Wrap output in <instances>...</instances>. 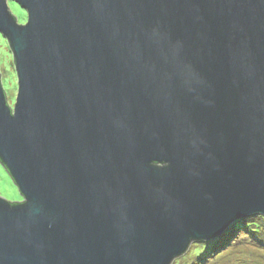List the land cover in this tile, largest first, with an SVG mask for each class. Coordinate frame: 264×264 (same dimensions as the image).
<instances>
[{
    "label": "water",
    "instance_id": "95a60500",
    "mask_svg": "<svg viewBox=\"0 0 264 264\" xmlns=\"http://www.w3.org/2000/svg\"><path fill=\"white\" fill-rule=\"evenodd\" d=\"M0 34V264H170L264 215V0H0Z\"/></svg>",
    "mask_w": 264,
    "mask_h": 264
},
{
    "label": "rangeland",
    "instance_id": "374dc122",
    "mask_svg": "<svg viewBox=\"0 0 264 264\" xmlns=\"http://www.w3.org/2000/svg\"><path fill=\"white\" fill-rule=\"evenodd\" d=\"M8 7L17 22L22 24L26 18V11L16 2L8 1ZM25 23V22H24ZM0 80L5 91L7 102L13 106L17 95V73L13 53L6 38L0 34ZM0 196L8 200H21L22 196L17 185L13 182L7 170L0 162ZM240 239V238H239ZM192 244V243H191ZM176 257L173 259L174 262ZM171 262V264H172ZM203 264H264V252L247 239L217 249V252L207 258Z\"/></svg>",
    "mask_w": 264,
    "mask_h": 264
},
{
    "label": "trees",
    "instance_id": "16d2710c",
    "mask_svg": "<svg viewBox=\"0 0 264 264\" xmlns=\"http://www.w3.org/2000/svg\"><path fill=\"white\" fill-rule=\"evenodd\" d=\"M22 203V200L10 201L11 205ZM239 238L253 241L264 252V215L251 214L235 219L219 235L193 242L172 264H203L207 258L217 252V249L228 247L240 240Z\"/></svg>",
    "mask_w": 264,
    "mask_h": 264
},
{
    "label": "flooded vegetation",
    "instance_id": "af4514ba",
    "mask_svg": "<svg viewBox=\"0 0 264 264\" xmlns=\"http://www.w3.org/2000/svg\"><path fill=\"white\" fill-rule=\"evenodd\" d=\"M24 22H26V20H25ZM24 22H23V23H24ZM23 23H22V24H23ZM158 164H159V165H162V163H158Z\"/></svg>",
    "mask_w": 264,
    "mask_h": 264
}]
</instances>
